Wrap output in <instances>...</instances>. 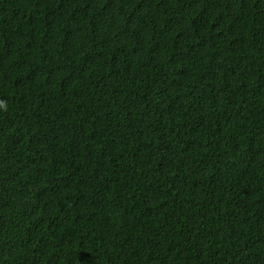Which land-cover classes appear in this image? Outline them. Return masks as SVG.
Wrapping results in <instances>:
<instances>
[{"label":"trees","instance_id":"1","mask_svg":"<svg viewBox=\"0 0 264 264\" xmlns=\"http://www.w3.org/2000/svg\"><path fill=\"white\" fill-rule=\"evenodd\" d=\"M0 264H264V0H0Z\"/></svg>","mask_w":264,"mask_h":264}]
</instances>
